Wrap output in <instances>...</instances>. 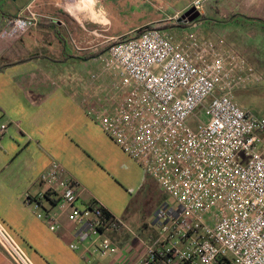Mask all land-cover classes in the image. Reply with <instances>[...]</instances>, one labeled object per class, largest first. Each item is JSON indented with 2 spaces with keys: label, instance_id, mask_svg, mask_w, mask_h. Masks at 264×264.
<instances>
[{
  "label": "built area",
  "instance_id": "2783aa9c",
  "mask_svg": "<svg viewBox=\"0 0 264 264\" xmlns=\"http://www.w3.org/2000/svg\"><path fill=\"white\" fill-rule=\"evenodd\" d=\"M193 7L202 12V1ZM48 19L32 6L7 18L0 52ZM110 42L98 61L118 70L120 86L101 85L92 70L80 84L85 112L173 203L157 209L156 235L120 249L110 235L123 223L99 201L82 204L83 189L54 161L40 179L45 190L31 202L38 219L57 230L43 203L61 199L74 223L70 247L83 250L88 263L121 252V264H264V116L242 109L233 95L259 81L253 69L213 41H177L159 29ZM198 109L204 119L191 126ZM8 130L0 124V139ZM0 244L17 264H28L1 224Z\"/></svg>",
  "mask_w": 264,
  "mask_h": 264
},
{
  "label": "crops",
  "instance_id": "0c3cea01",
  "mask_svg": "<svg viewBox=\"0 0 264 264\" xmlns=\"http://www.w3.org/2000/svg\"><path fill=\"white\" fill-rule=\"evenodd\" d=\"M196 1L191 0L165 18L147 22L138 16L150 13V9L161 13L165 0H120L119 4L114 0H9V12H0V26L7 18L24 13L28 6L49 17L0 52V67L11 64L0 73V124L9 127L7 135L0 139V224L20 247L28 264H121L123 261L119 252L88 263L83 250H72L70 245L75 235L70 209L55 195L43 207L57 218L60 227L51 230L45 221L38 219L39 210L31 202L45 190L40 179L54 161L83 189L82 204L99 201L123 223L122 229L110 235L120 249L127 243L135 244L136 237L147 239L157 234V210L133 226L132 203L125 208L116 207L112 194L109 197L102 189V183L110 184L117 190L113 193L119 195L120 187L115 181L127 189L129 184L135 186L130 174L135 175L140 186L151 181L162 188L86 114L80 84L98 65L99 57L92 54L109 46L112 38L125 37L150 25L175 22ZM122 17L130 23L123 24ZM50 18L59 22L53 24ZM94 34L102 39L93 37ZM72 39L80 41L86 49L77 52ZM91 39L97 44L91 45ZM40 47L56 54L39 51ZM22 49L26 54L21 53ZM37 53L51 59L20 62ZM75 62H78L76 66ZM0 264H17L1 244Z\"/></svg>",
  "mask_w": 264,
  "mask_h": 264
},
{
  "label": "rangeland",
  "instance_id": "374dc122",
  "mask_svg": "<svg viewBox=\"0 0 264 264\" xmlns=\"http://www.w3.org/2000/svg\"><path fill=\"white\" fill-rule=\"evenodd\" d=\"M191 0H165L164 11L159 13L155 9H150V13H145L143 16H138L139 19H143V22L148 20H153L157 17H167L170 14H174L177 10L183 8L185 4ZM195 1V0H193ZM203 5L202 16H205L203 22H196L187 27H172L167 31L171 36H173L177 41L186 40L188 38H199L202 40H209L217 43L219 46L227 47L237 53L246 62L247 68L253 69L259 81H253L245 88H237L234 91V99L236 103L244 110L255 114L257 116H264V0H201ZM117 4L120 0L115 1ZM9 0H0V12L6 13L11 9L9 6ZM193 6V5H192ZM205 13V14H204ZM184 14V13H183ZM238 15L233 19L232 22H226L231 16ZM15 17V16H13ZM181 17V16H180ZM118 18V17H117ZM123 19L126 24L130 22ZM177 19L175 22H166L177 24ZM120 25V24H119ZM92 30V27H89ZM166 30V29H165ZM98 34H104L99 32ZM135 33L125 35V39L133 38ZM215 35V36H214ZM95 38L102 39L99 35H92ZM25 37V36H24ZM68 38V36H67ZM69 39V38H68ZM75 41L80 44V41L75 39ZM91 45H96L97 42L93 41ZM83 46V49H86ZM35 48V47H34ZM99 49V48H98ZM104 49V48H102ZM34 50V49H33ZM38 50L49 51L50 54L55 55L53 50H47L46 48H38ZM96 50V49H95ZM98 51V50H96ZM95 51V52H96ZM29 52V51H28ZM27 52V54H29ZM22 54H26L24 49L21 50ZM107 53V51L105 52ZM102 54L100 56L105 55ZM99 56V57H100ZM99 62V61H98ZM75 62L73 63L76 66ZM73 67V65L71 64ZM100 62L97 67L93 70H98L101 73L102 79L100 81L101 85H105L107 88L110 87L114 82L120 86V79L118 78V70L114 67H100ZM72 70H74L72 68ZM70 70V71H72ZM77 70V69H75ZM204 119L203 111L201 109L197 110L195 117L190 119L189 124L191 126H196L199 121ZM131 176V183L135 186L129 184L128 189L124 185L115 183L120 187V194L116 195L113 191H117L110 184L102 183V189L107 192L108 196L110 194L115 199V206L120 207L126 206L128 203H132L133 214L132 221L133 226L137 224L144 218L153 215L156 208L161 204H172L173 200L163 189L154 186L153 182L140 186L138 181H135L136 177L133 174ZM130 188H134L131 190ZM125 202V204H124ZM125 208V207H124ZM42 212V211H40ZM43 214V212H42Z\"/></svg>",
  "mask_w": 264,
  "mask_h": 264
},
{
  "label": "trees",
  "instance_id": "16d2710c",
  "mask_svg": "<svg viewBox=\"0 0 264 264\" xmlns=\"http://www.w3.org/2000/svg\"><path fill=\"white\" fill-rule=\"evenodd\" d=\"M236 16L238 15H233L231 16L226 22H232L234 18H236ZM205 16H202L200 17V22H203L205 20ZM196 23V22H195ZM189 25H192V24H187V25H184V24H173V23H167V24H164V25H160V26H154V25H150V26H147L139 31H137L134 35L133 38H138L139 36H141L144 32L146 31H149V30H153V29H159V30H164V31H167L169 28H172V27H187ZM166 29V30H165ZM132 38V39H133ZM110 48V45L105 47L104 49H100L96 52H94L92 54V57H99L100 55L104 54L108 49ZM41 58H50L49 56H47L46 54L44 53H37V54H34V55H31L29 59H26V60H23V61H20L22 63L24 62H28V61H31V60H37V59H41ZM89 58V57H88ZM51 59V58H50ZM53 60V59H52ZM9 66H11V64L9 65H3L0 67V73L2 71H4L6 68H8Z\"/></svg>",
  "mask_w": 264,
  "mask_h": 264
},
{
  "label": "water",
  "instance_id": "95a60500",
  "mask_svg": "<svg viewBox=\"0 0 264 264\" xmlns=\"http://www.w3.org/2000/svg\"><path fill=\"white\" fill-rule=\"evenodd\" d=\"M12 2H16L17 0H11ZM202 12L197 10L195 7L190 8L187 10L181 17H179L176 22L177 24H192L198 21L201 17Z\"/></svg>",
  "mask_w": 264,
  "mask_h": 264
},
{
  "label": "flooded vegetation",
  "instance_id": "af4514ba",
  "mask_svg": "<svg viewBox=\"0 0 264 264\" xmlns=\"http://www.w3.org/2000/svg\"><path fill=\"white\" fill-rule=\"evenodd\" d=\"M200 20V18L198 19V21Z\"/></svg>",
  "mask_w": 264,
  "mask_h": 264
}]
</instances>
